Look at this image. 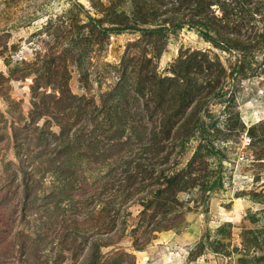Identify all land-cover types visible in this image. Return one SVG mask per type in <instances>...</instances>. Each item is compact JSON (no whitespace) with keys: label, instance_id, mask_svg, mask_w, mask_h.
<instances>
[{"label":"trees","instance_id":"1","mask_svg":"<svg viewBox=\"0 0 264 264\" xmlns=\"http://www.w3.org/2000/svg\"><path fill=\"white\" fill-rule=\"evenodd\" d=\"M152 1L147 9L162 7L164 18L158 29L142 28L144 34L162 31L171 23L173 29H195L205 40L232 49L230 42L224 41L232 40L225 21L230 13L226 2L236 0ZM141 2L144 8L148 0ZM212 5L221 7L220 16L214 13ZM237 12L241 11H231L238 16ZM89 18L92 20L91 15ZM95 21L101 36L132 29L125 21L109 26L102 24L101 19ZM147 61L139 63L138 58L127 57L124 73L100 101L71 94L67 72L62 81L55 82L53 76L59 75L55 63L42 62L26 70L17 68L7 77L0 73L1 84L5 80H25L33 69L38 72L30 84L32 94L26 111L23 102L11 98L8 91V95L0 94L9 107L5 113L0 112L4 122L0 128V162L4 164L0 169V208L13 226L5 242L0 243V264H59L60 249L67 240L79 236L83 246L87 245L88 264H99L102 248L110 245V227H114L116 218L99 225L94 220L99 214L104 220L105 214L111 212V208L107 209L113 205L111 194L121 195L122 201L137 195L132 202L142 207L140 220L146 209L153 211L152 218L159 213L164 217L181 204L179 194L189 192L200 180L197 189L203 210L208 209L203 202L222 185V180L218 175L212 177V169H204L208 164L203 156L215 154L207 139L219 132L220 116L232 112L228 108L235 99L213 84L225 74V68L218 58L189 54L175 62L171 75L158 76L154 67L147 70L152 64ZM41 87L45 92L39 97ZM48 88L52 91L47 93ZM144 94L150 99L142 101ZM212 101L224 103L220 113L210 111ZM89 103L91 109L86 107ZM178 116L185 120L179 121ZM42 118L45 119L40 124ZM230 120L229 116L224 125L232 128ZM148 124L152 126L149 129ZM249 135L254 136L252 131ZM197 140L191 157L180 167L179 161L171 163L167 154L162 157L158 152L166 141L190 150L189 142ZM9 150L13 159L7 158ZM201 162L204 166H200ZM116 164L119 166L115 167ZM12 165L15 167L10 168ZM77 187L87 193L79 198L71 196ZM125 216L121 222L125 223ZM120 233L123 239V230ZM55 237L60 238V248L56 247L53 255L48 246L57 245ZM251 264L259 263L256 260Z\"/></svg>","mask_w":264,"mask_h":264},{"label":"rangeland","instance_id":"2","mask_svg":"<svg viewBox=\"0 0 264 264\" xmlns=\"http://www.w3.org/2000/svg\"><path fill=\"white\" fill-rule=\"evenodd\" d=\"M236 1L226 2L230 13L225 21L232 36V40H224L232 45V49H226L205 40L195 29H173L171 23L162 31L144 34L141 30L158 29L164 18L162 7L147 9L152 0L144 5L146 9L141 8V0H0V73L5 77L17 68L26 70L42 62L55 63L59 73L53 76L55 82L62 81L67 72L71 94L100 101L124 73L123 64L129 56L138 58L139 63L150 60L152 64L146 68L154 67L158 76L171 75L175 62L189 54L218 58L225 68V74L213 84L235 99L228 108L232 112L220 116L219 132L207 139L215 154L203 156L208 164L204 169H212V177L218 175L222 180V185L203 202L208 209L203 210L197 189L200 180L192 190L179 194L181 204L164 217L159 213L152 218L153 211L146 209L140 220L142 207L132 202L137 195L122 201L121 195L111 194L113 205L106 207L111 212L105 214L104 220L101 214L94 220L99 225L116 218L114 227H110V245L102 248L99 264H251L256 260L264 264V0ZM212 7L220 16L221 7ZM235 9L241 11L238 16L231 13ZM96 19L107 26L125 21L132 29L101 36ZM58 54V58H52ZM34 70L25 80H5L0 84V94L9 93L11 98L22 101L25 111L32 94L30 84L38 74ZM44 89L40 88L39 97ZM149 97L144 94L140 99ZM91 104L86 107L91 109ZM223 104L212 101L209 109L218 114ZM149 105L152 107L153 101ZM7 110L9 107L0 96V112ZM229 116L232 128L224 125ZM178 117L179 121L185 120L184 116ZM1 120L0 116V128L4 123ZM250 131L254 136L249 135ZM146 140L147 136L143 141ZM198 143L189 142L191 149L186 150L178 143L172 146L166 141L158 152L162 157L167 154L171 163L179 161L180 167ZM7 154L13 159L12 151ZM199 164L204 166L203 162ZM2 165L0 162V169ZM205 174L208 175L206 171ZM86 193L77 187L71 196L79 198ZM124 216L125 223L121 222ZM10 222L1 207L0 243L7 238ZM55 239L57 245L48 246L53 255L60 248V238ZM81 239L79 236L65 242L59 264H88L87 245L83 246ZM135 244H140L141 249Z\"/></svg>","mask_w":264,"mask_h":264}]
</instances>
